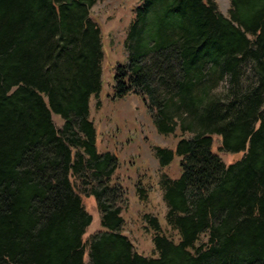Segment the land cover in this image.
Segmentation results:
<instances>
[{"label": "trees", "instance_id": "16d2710c", "mask_svg": "<svg viewBox=\"0 0 264 264\" xmlns=\"http://www.w3.org/2000/svg\"><path fill=\"white\" fill-rule=\"evenodd\" d=\"M95 2L0 0V264H264V0H228L226 16L214 0L133 9L113 97L146 98L155 131L179 134L152 148L159 167L177 157L179 175L159 182L176 241L141 216L150 257L122 233L118 159L97 152L88 118L102 58ZM213 135L240 159L225 165ZM90 197L100 230L84 239Z\"/></svg>", "mask_w": 264, "mask_h": 264}, {"label": "rangeland", "instance_id": "374dc122", "mask_svg": "<svg viewBox=\"0 0 264 264\" xmlns=\"http://www.w3.org/2000/svg\"><path fill=\"white\" fill-rule=\"evenodd\" d=\"M218 11L226 16L228 0H214ZM138 0H96L90 8V18L98 26L102 58L100 62V90L97 97L88 102V118L93 124L95 146L98 153L109 152L118 159V168L114 177L125 190L126 207L121 212L122 233L128 237L133 248L145 257L155 256L152 250L150 233L146 232L141 216L148 213L156 217L163 234L176 241V235L164 222L165 205L161 199L159 182L162 176L176 179L179 175L177 157L163 167H159L152 153L153 147L173 148L179 138L158 134L152 124L146 98L128 93L120 98L113 97V71L116 65L127 62L125 37ZM225 99L226 86L222 81L211 90ZM222 104V103H221ZM55 127L60 126L56 115H51ZM183 137L189 134L183 133ZM220 138L212 136L211 151L227 165L238 161L241 152L225 153L218 150ZM145 190L143 199H138L135 184ZM84 200V208L91 221L87 226L84 239L100 230L99 214L93 199ZM204 237H200L202 241ZM86 261V256L84 257Z\"/></svg>", "mask_w": 264, "mask_h": 264}]
</instances>
